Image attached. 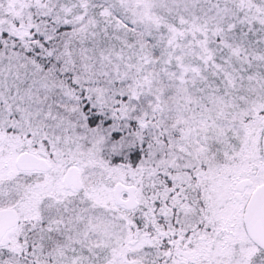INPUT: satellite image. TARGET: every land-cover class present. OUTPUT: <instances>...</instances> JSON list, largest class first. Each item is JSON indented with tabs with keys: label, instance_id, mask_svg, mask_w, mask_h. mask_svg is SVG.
<instances>
[{
	"label": "snow or ice",
	"instance_id": "6c2138e0",
	"mask_svg": "<svg viewBox=\"0 0 264 264\" xmlns=\"http://www.w3.org/2000/svg\"><path fill=\"white\" fill-rule=\"evenodd\" d=\"M0 264H264V0H0Z\"/></svg>",
	"mask_w": 264,
	"mask_h": 264
}]
</instances>
